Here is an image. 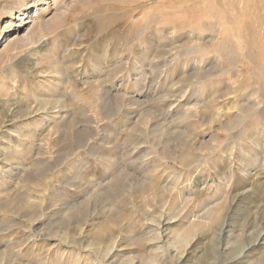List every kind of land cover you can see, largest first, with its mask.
<instances>
[{
	"label": "rangeland",
	"instance_id": "1",
	"mask_svg": "<svg viewBox=\"0 0 264 264\" xmlns=\"http://www.w3.org/2000/svg\"><path fill=\"white\" fill-rule=\"evenodd\" d=\"M142 1L144 2V0H0V87H2L0 98L5 102V105L0 102V112H2L0 124L6 115L13 118L9 129L4 128V132V129L0 128V166L3 168H0V249H2L0 264L4 262L5 264H124L126 261H132L133 264H171L172 262V264H192V261H180L179 255L171 249L170 242L159 240L156 224L159 217L165 215L167 220L172 218L174 221L170 224V229L183 231L191 221L200 218L210 207H213L215 211L218 210L219 215H227L228 237L226 236L221 242L220 249L215 253L212 248V238L215 235L217 221L209 220L208 231L197 234L188 249L189 253L185 252L187 255L184 257H198L206 247L209 249L207 262L212 264H217L216 260L218 264L221 262V264H264V239H261L260 243L255 241L260 231L264 234V120L258 114H254L237 128L225 127L227 120L235 113L245 114L239 106L247 105L248 97L257 104L261 103L259 108L264 107V91L256 80L257 65L259 62L261 64L264 58L261 55L259 58L255 56L257 47L255 43L256 49L252 47V42L249 43L254 29L259 28L263 32L261 35L264 39V0H248L253 4L242 0L239 10H234L232 0H211L209 16L210 22L215 26V31L212 33L215 36L214 40L210 37L211 31L198 30L193 33L191 29L195 28L202 19V13L194 12L187 16L179 14L171 17L173 23L190 20V26L182 31H175L176 33L172 29L160 31V64L158 66L149 63L137 66L132 58L124 59L123 64L116 60L112 61V58L107 59L108 61L98 58L97 55L102 50L106 49L108 53H113L116 39L126 38L128 41L134 39L131 34L132 20L129 17L132 13L137 14L135 6ZM146 2L150 4L149 7L160 5V11L169 12L170 9L166 6L173 0H147ZM187 5L179 4L176 10L182 12ZM127 10H129L128 13H126ZM10 11H12L11 15ZM125 19L129 20L125 21ZM238 20L240 22H237ZM224 27L230 29L224 30ZM75 28L77 30H74ZM61 30H68L75 34H72L70 38L63 33L57 36ZM33 34L34 36L31 37ZM41 37L53 43V48L56 46L55 52H58L61 44H66L64 46L66 49L63 47L66 53L63 50L61 54L57 53L64 71L63 76L68 77H63V83L66 82L65 80L67 83L63 84L59 91H53L49 87L52 75L44 79L26 71L32 56L35 55L33 50L44 41ZM222 39H229L226 50L220 49L219 44ZM103 42L106 47L101 46ZM197 45H202L201 50H193ZM78 65L80 71L75 76L74 73L77 71L73 72L71 69H78L74 67ZM107 65L112 67L108 68ZM115 71H117L116 74ZM42 95L52 98L62 95L70 99L77 95L80 98L78 104H86L89 107V111L86 107L84 111L81 110L83 114L76 115H85V121H83L84 116L81 119L78 116L79 119L75 120L77 124L72 126L68 123V126L65 125V128L58 132L55 124L49 123L50 121L42 113L38 115L32 112L25 115L26 110L37 109L38 102L34 101H38L37 96ZM153 98L157 101L153 102ZM170 105L173 106H171L172 109ZM71 106L73 105H70L68 110L66 108L67 122L76 117ZM39 107L43 108L42 105ZM146 107L149 109L146 110ZM9 109L10 112H8ZM17 109L19 110L16 111ZM213 109L218 111L214 112ZM230 109L234 110L230 111ZM142 110L154 115V121L151 122L153 125H150L148 129L144 128L146 124L139 123L140 126L138 124V120L144 114ZM86 111L93 115V120ZM215 116L222 119L219 120ZM223 119L225 122L222 121ZM257 122H259L258 125L255 124ZM11 128H15L14 130L24 128V133H31V136L28 135L30 137L27 139L19 140L16 135L11 134L15 133ZM133 129H136L137 134ZM258 130L261 131L258 132ZM172 131H176L177 134ZM132 140L135 144L131 143ZM164 140L167 141L164 142ZM226 145L228 148H225ZM200 149L204 154L200 152ZM175 150L178 151L176 154ZM196 150L200 151L196 152ZM185 151L189 155L196 153L194 162L189 166H186L179 157ZM143 152L147 156L143 155ZM241 174H244V177ZM125 178L127 179L123 180ZM48 179L51 182H48ZM112 186L114 188H111ZM13 202H16L15 205L12 204ZM34 203H36L35 206ZM172 210L175 212L173 213ZM146 220L148 223L145 222ZM238 223H241L240 226ZM40 235L41 237H38ZM116 235H120L119 238ZM228 238H230L229 241ZM96 239L104 240L100 244L101 247L114 246L110 248L111 254L95 250L94 245L90 243ZM151 239L155 241L152 242ZM196 243L198 245L196 249H193ZM245 244L247 246L243 248ZM163 249H167L170 254ZM191 250L197 255L195 256L193 252L191 254ZM2 254L5 255V259L1 257ZM168 258L172 261H168ZM195 259L193 258V261Z\"/></svg>",
	"mask_w": 264,
	"mask_h": 264
},
{
	"label": "bare ground",
	"instance_id": "2",
	"mask_svg": "<svg viewBox=\"0 0 264 264\" xmlns=\"http://www.w3.org/2000/svg\"><path fill=\"white\" fill-rule=\"evenodd\" d=\"M147 0H144V2L142 1L141 3H139L138 5H136L135 6V11L137 12V14L136 15H133V13H132V15H130L131 17H129L131 20H132V27H131V34L133 35V37H134V39L132 40V41H128L126 38H124V39H121V38H118V39H116L115 41H114V47H115V50L113 51V53H108V51H106V49L103 51L102 50V52L99 54V55H97V57L98 58H104V60L106 61L107 59H110V58H112V61H117L118 63H121V64H123V60L124 59H129V58H132L133 60H134V63L138 66L139 64H141V65H145V63H149V64H154V66H158L159 64H160V31L161 30H165V29H172V30H174V32L175 31H182V30H184V29H186V28H188L189 26H190V24H189V22H190V20H187L186 19V21H183V22H179V23H173L171 20H173V18H171V17H175V16H178L179 14L180 15H184V14H186V16H187V14H193L194 12H198V13H202V19L198 22V24H197V26H195V28H191L192 30H193V33H195V31H198V30H207V31H211V36L210 37H212V40H214V38H215V36H214V34H212V33H214V31H215V29H214V25H213V23H211L210 22V16H209V10H210V4H211V0H173V2L171 3V4H168L167 6H166V8L168 7L169 9H170V11L169 12H166V11H160V5H155V6H153V7H149L150 6V4H148L147 2H146ZM218 1V0H217ZM219 1H221V0H219ZM233 1V8H234V10H239L240 9V7H239V4L241 3V1L242 0H238V1H236V0H232ZM246 1V0H245ZM245 1H244V3H245ZM226 2H228V1H226ZM247 2H251V1H248L247 0ZM252 3V2H251ZM250 3V4H251ZM179 4H188L187 5V7L186 8H184L183 10H182V12H179V10H176V8H178L177 6L179 5ZM246 4V3H245ZM253 4V3H252ZM241 6V5H240ZM246 6V5H245ZM248 6V5H247ZM251 6V5H250ZM123 8V7H122ZM258 8V7H257ZM121 9V8H120ZM129 9V8H128ZM151 9V10H150ZM125 8H124V12H125ZM148 10H150V11H148ZM122 11V10H121ZM128 11L129 10H127L126 11V13H128ZM250 11V10H249ZM247 12V11H246ZM10 13V15H11V13H12V11H10L9 12ZM183 13V14H182ZM248 13V12H247ZM257 13V12H256ZM259 14V13H258ZM245 15V14H244ZM243 15V16H244ZM249 15H250V12H249ZM257 15V14H256ZM243 16H240V17H243ZM248 16V15H247ZM258 17V16H257ZM247 18V17H246ZM238 19H241V18H238ZM257 19V18H256ZM262 19H263V16H262ZM117 20H119V19H117ZM129 20V19H128ZM128 20H126L125 19V21H128ZM131 20H130V22H131ZM264 20V19H263ZM124 21V22H125ZM123 22V23H124ZM237 22H240V20H238ZM243 22H245V21H243ZM242 22V23H243ZM248 22V21H247ZM259 22V21H258ZM120 23H122V22H120ZM127 23V22H126ZM125 23V24H126ZM223 23V22H222ZM221 23V24H222ZM228 23V22H227ZM89 24V23H88ZM220 24V23H219ZM220 24V25H221ZM226 24V23H225ZM264 24V23H263ZM124 25V24H123ZM127 25V24H126ZM226 25H228V24H226ZM248 25V24H247ZM258 25V24H257ZM44 26H45V24H44ZM237 26V25H236ZM242 26V25H241ZM245 26V25H244ZM127 27V26H126ZM218 27H219V25H218ZM229 27V26H228ZM247 27V26H246ZM248 27H249V25H248ZM42 28H43V26H42ZM74 28V27H73ZM222 28V26L220 27V29ZM230 29V28H229ZM229 29H226L225 27H224V30H229ZM259 29V28H258ZM258 29H254V31L252 32V37H251V39H250V42L249 43H251L252 42V47L253 48H255V46H254V43H255V45H256V47H257V50H256V52H255V56H258V58H259V56L261 55V57L262 58H264V39L262 38V33L263 32H261L260 31V29L258 30ZM43 30H45V29H43ZM42 30V31H43ZM74 30H77L76 28L74 29ZM190 30V29H189ZM191 30V31H192ZM240 32V30H236V32ZM243 31H244V28H243ZM242 31V32H243ZM248 31V30H247ZM250 31V30H249ZM169 32V31H168ZM171 32H173V31H171ZM173 32V33H174ZM200 32V31H199ZM62 33L63 34H66V35H68L69 36V38L72 36V34H75V32H71V31H68V30H61V31H59L58 33H57V36H59V35H62ZM77 33V32H76ZM176 33V32H175ZM196 33H198V32H196ZM216 33V32H215ZM79 34H80V32H79ZM163 34V33H162ZM161 34V35H162ZM165 34V33H164ZM179 34V33H178ZM182 34V33H181ZM185 34H187V33H185ZM41 35V34H40ZM45 35V34H44ZM49 35V34H48ZM130 35V34H129ZM171 35V34H170ZM226 35H227V33H226ZM34 36V34L31 36V37H33ZM56 36V37H57ZM197 36V35H196ZM199 36V35H198ZM219 36V35H218ZM238 36V35H237ZM67 37V36H66ZM65 37V38H66ZM166 37V36H165ZM227 37H228V35H227ZM43 37H41V39H42ZM54 38V37H53ZM68 38V39H69ZM76 38V37H75ZM74 38V39H75ZM169 38H171V37H169ZM209 38V37H208ZM219 38V37H218ZM217 38V39H218ZM222 38V37H221ZM224 38V37H223ZM44 39V41H42L43 43H41V45L37 48V49H35V47H32L31 46V48H34L35 50H33L34 51V53H33V55L34 56H32L33 58H32V60H31V62L29 63V65L27 66L28 68L26 69V71H30L31 72V74L33 73V75H35L36 77H42V78H44V79H48L49 78V76L50 75H52V78L50 79V81H51V83H50V85L49 84H47V85H49V87H50V89L51 90H53V91H59V89L62 87V85L63 84H65V83H67V80H65L66 82L65 83H63V81H64V78H66V77H64L63 76V74H64V71L62 70V68H61V64H60V62H59V60H58V56H57V53H60L61 54V52H62V50L63 51H65L64 49H66L64 46L66 45V44H61L62 46H61V48L58 50V52H55V50H54V48L56 47H54L53 48V43H51V42H49V41H46L47 40V38H43ZM46 39V40H45ZM57 39V38H56ZM78 39V38H77ZM76 39V40H77ZM198 39H199V37H198ZM197 39V40H198ZM230 39V38H229ZM228 39V40H229ZM236 39V38H235ZM35 40V39H34ZM57 40H59V39H57ZM170 40V39H169ZM190 40V39H189ZM211 40V39H210ZM228 40H226V39H222L221 40V42H220V49H222V50H226L227 49V42H228ZM242 40V39H241ZM167 41H168V39H167ZM39 42V41H38ZM57 42H59V41H57ZM67 42V41H66ZM74 42H77V41H74ZM112 42V41H111ZM162 42V41H161ZM169 42V41H168ZM190 42V41H189ZM188 42V43H189ZM238 42V41H237ZM32 43V42H31ZM33 43H35V42H33ZM40 43V42H39ZM109 43V42H108ZM107 43V44H108ZM37 44V43H36ZM72 44V43H71ZM103 44H104V42H103ZM101 45V46H105V44L104 45ZM113 44V43H112ZM238 44H239V42H238ZM67 45H69V44H67ZM74 45V44H73ZM73 45H72V47H73ZM35 46V45H34ZM60 46V45H59ZM82 46V45H81ZM110 46V45H109ZM185 46V45H184ZM216 46V45H215ZM37 47V46H36ZM63 47H64V49H63ZM106 47V46H105ZM108 47V46H107ZM201 47H202V45H197V46H194V49L193 50H201ZM81 48V47H80ZM25 49V48H24ZM256 49V48H255ZM29 50H31V49H29ZM28 50V51H29ZM100 50V49H99ZM32 51V50H31ZM217 51V50H216ZM164 52H165V50H164ZM170 52V51H169ZM168 52V53H169ZM183 52V51H182ZM31 52H29V54H30ZM65 53H66V51H65ZM97 53V52H96ZM167 53V52H166ZM233 53V52H232ZM63 54V53H62ZM104 54H106V55H104ZM128 54V55H127ZM164 54V53H163ZM92 55V54H91ZM166 55V54H165ZM200 55V54H199ZM251 55H252V53H251ZM95 56V55H94ZM80 57H82V56H80ZM87 57V56H86ZM26 58V57H25ZM106 58V59H105ZM178 58V57H177ZM196 58V57H195ZM73 59V58H72ZM93 59V58H92ZM201 59H203V58H201ZM207 59V58H206ZM234 59V58H233ZM74 60V59H73ZM72 60V63L74 62ZM97 60V59H96ZM132 60V61H133ZM165 60V59H164ZM189 60H191V59H189ZM193 60V59H192ZM196 60H197V58H196ZM195 60V61H196ZM259 60V59H258ZM68 61V60H67ZM71 61V60H70ZM108 61V60H107ZM126 61H128V60H126ZM167 61V60H166ZM165 61V62H166ZM198 61H200V60H198ZM260 61V60H259ZM258 61V62H259ZM100 62V61H99ZM169 62V61H168ZM97 63H98V61H97ZM106 63V62H105ZM132 63V62H131ZM110 64V63H109ZM167 64V63H166ZM4 65V64H3ZM71 65V64H70ZM73 65V64H72ZM74 65H76L75 63H74ZM127 65V64H126ZM126 65L124 66V68L126 67ZM151 65V66H152ZM8 66V65H7ZM106 66V65H105ZM108 66V65H107ZM136 66V67H137ZM2 67V66H1ZM4 67V66H3ZM24 67H25V65H24ZM23 67V69H25ZM48 67V68H47ZM74 67H77L78 69H71V70H73V72H74V70H76L77 71V73H74V75L75 74H79V65L78 66H74ZM110 67H112V66H110ZM109 66H108V68H110ZM123 67V66H122ZM67 68V67H66ZM129 68V67H128ZM257 69H258V74H257V76H256V80H257V82L261 85V87H262V89H263V91H264V59H263V61H261V64H260V62L258 63V65H257ZM103 70V69H102ZM105 70V69H104ZM121 70V69H120ZM5 71V70H4ZM199 71V70H198ZM2 72V71H1ZM104 72V71H103ZM157 72V71H156ZM106 73V72H105ZM117 73V71H115V74ZM122 73V72H121ZM148 73V72H147ZM88 74V73H87ZM114 74V73H113ZM112 74V75H113ZM124 74V73H123ZM164 74V73H163ZM65 75H66V72H65ZM88 75H91V74H88ZM95 75H96V72H95ZM120 75V74H119ZM118 75V76H119ZM201 75V74H200ZM75 76H77V75H75ZM86 76V75H85ZM108 76H110V75H108ZM116 76V75H115ZM115 76H113L114 78H115ZM160 76V75H159ZM64 77V78H63ZM94 77V76H93ZM98 77H99V75H98ZM68 78V77H67ZM75 78H77V77H75ZM87 78V77H86ZM114 78H112V79H114ZM16 79V78H15ZM14 79V80H15ZM40 79V78H39ZM80 79V78H79ZM93 79V78H92ZM147 79V78H146ZM74 80V79H73ZM78 80V79H77ZM115 80V79H114ZM16 81V80H15ZM20 81V80H19ZM48 81V80H47ZM80 81V80H79ZM192 81V80H191ZM17 82V81H16ZM76 82V81H75ZM80 82H82V81H80ZM92 82V81H91ZM37 83H38V81H37ZM43 83V82H42ZM79 83V82H78ZM133 83V82H132ZM32 84H35V83H32ZM70 84V83H69ZM79 84H81V83H79ZM23 85V84H22ZM38 85V84H37ZM82 85V84H81ZM4 86V85H3ZM136 86V85H135ZM134 86V87H135ZM229 86V85H228ZM247 86V85H246ZM27 87V86H26ZM37 87V86H36ZM42 87V86H41ZM66 87V86H65ZM102 87V86H101ZM105 88H106V86H104ZM118 87H120V86H118ZM154 87V86H153ZM104 88V89H105ZM108 88V87H107ZM137 88V87H136ZM175 88V87H174ZM255 88V87H254ZM21 89V88H20ZM32 89H34V86L32 85ZM177 89V88H176ZM197 89V88H196ZM258 89V88H257ZM46 90V89H45ZM111 90V89H110ZM34 91V90H33ZM107 91V90H106ZM256 91V90H255ZM254 91V92H255ZM31 92V91H30ZM41 92V91H40ZM46 92V91H45ZM44 92V93H45ZM69 92V91H68ZM145 92V91H144ZM34 93V92H33ZM53 93V92H52ZM57 93V92H56ZM104 93V92H103ZM107 94H108V92H106ZM128 93V92H127ZM249 93V92H248ZM252 93V92H251ZM255 93H257V92H255ZM260 93V92H259ZM264 93V92H263ZM262 93V94H263ZM5 94V93H4ZM32 94V93H31ZM78 94V93H77ZM99 94V93H98ZM227 94V93H226ZM225 94V96H227ZM241 94V93H240ZM258 94V93H257ZM2 95V87H0V96ZM52 95V94H51ZM56 95H58V93L56 94ZM89 95V94H88ZM113 95V94H112ZM248 95V94H247ZM246 95V96H247ZM251 95V94H250ZM253 95V94H252ZM255 95V94H254ZM33 96H36L35 94H33ZM166 96V95H165ZM192 96V95H191ZM221 96V95H220ZM232 96V95H231ZM3 97V96H2ZM38 98H37V100L38 101H34V102H38V107H37V109L34 111H31V110H26V114L25 115H29L30 113H32V112H35L36 114H40V113H42V115H45V117L47 118V120H49L48 122L49 123H53V124H55V127H57V130H58V132H60V131H62L63 130V128H65V125H67L68 126V123H70L72 126L74 125V124H77L76 122L77 121H75V120H77V119H79L78 118V116L80 117V119L84 116V118H83V121H85V115H82V116H80V115H78V116H76L77 114H80V113H82L81 112V110H83L84 111V108H88V111H89V107L88 106H86V104H78V102H79V100H80V98L77 96V95H74L73 97H71L72 99H70L69 97H65V96H62V95H60V96H57L56 98L55 97H50V96H46V95H42V96H37ZM253 97V96H252ZM16 98V97H15ZM36 98V97H35ZM34 98V99H35ZM66 98H68V100L69 101H72L71 103H69V101H67V99ZM114 98V97H113ZM124 98V97H123ZM133 98V97H132ZM158 98V97H157ZM163 98H165V97H163ZM228 98V97H227ZM245 98V97H244ZM243 98V99H244ZM254 98V97H253ZM129 99V98H128ZM154 99V98H153ZM166 99V98H165ZM164 99V100H165ZM168 99V98H167ZM20 100H22V99H20ZM36 100V99H35ZM124 100H126V99H124ZM146 100V99H145ZM150 100V99H149ZM215 100V99H214ZM6 101V100H5ZM14 101V100H13ZM113 101V100H112ZM121 101H123V100H121ZM157 100L156 99H154L153 100V102H156ZM159 101V100H158ZM160 101L162 102L163 100L160 98ZM218 101V100H217ZM260 101V100H259ZM0 102L1 103H4L3 105H5V102H4V100L3 99H1L0 98ZM131 102V101H130ZM134 102V101H133ZM138 102V101H137ZM140 102V101H139ZM138 102V103H139ZM209 102H210V100H209ZM246 102H248V104L247 105H245V106H243V107H241V106H239L240 108V110H242V112H245V114H243V113H235L229 120H227L228 121V123H227V126H225L226 128H233V127H236L237 128V126L238 125H240V124H242V123H244L245 121H247L251 116H253L254 114H258L260 117H261V119H263L264 120V107H262V108H259V106H260V104H257L255 101H252V99L250 98V97H248V99L246 100ZM18 103V102H17ZM104 103H107V102H104ZM112 103H114V102H112ZM141 103H143V102H141ZM150 103V102H149ZM152 103V102H151ZM158 104H160V102H157ZM208 103V102H207ZM73 105V106H71L72 108V112L74 113V116H76V117H74L70 122H67L66 120V116H68L67 114H66V108H67V110H68V107L70 106V105ZM89 104V103H88ZM123 104V103H122ZM144 104V103H143ZM146 104V103H145ZM15 105V104H14ZM17 105V104H16ZM35 105V104H34ZM39 105L41 106L42 105V107L43 108H41V107H39ZM97 105V104H96ZM108 105V104H107ZM115 105V104H114ZM148 105V104H147ZM156 105V104H155ZM235 105V104H234ZM22 106H24V105H22ZM123 106V105H122ZM172 105H170V107H171ZM212 106V105H211ZM5 107V106H4ZM17 107V106H16ZM27 107V106H26ZM98 107H99V105H98ZM106 107V106H105ZM125 107V106H124ZM135 107V106H134ZM149 107H155V106H149ZM173 107V106H172ZM172 107L170 108V109H172ZM8 108V107H7ZM13 108V107H12ZM15 108V107H14ZM31 108H33V107H31ZM35 108H36V106H35ZM96 108V107H95ZM107 108V107H106ZM105 108V109H106ZM126 108V107H125ZM128 108V107H127ZM147 108L148 107H146V110H147ZM168 108H169V106H168ZM218 108H220V107H218ZM24 109V108H23ZM26 109V108H25ZM53 109V110H52ZM132 109V108H131ZM137 109V108H136ZM142 109H144V108H142ZM149 109V108H148ZM157 109V108H156ZM165 109V108H164ZM217 109V108H216ZM234 109H235V106H234ZM234 109H230V111H233ZM6 110V109H5ZM19 109H17L16 111H18ZM70 110V109H69ZM96 110H97V108H96ZM100 109H98V111H99ZM130 110V109H129ZM146 110L144 111V110H142V111H144V114H142V116L140 117V120H138V124L140 123V124H142V123H144V124H146V127H144V128H146V129H148V127L150 126V125H153V124H151V122H153L154 121V115H152L150 112H146ZM166 110H168V109H166ZM209 110V109H208ZM214 110V109H213ZM220 110V109H219ZM2 111V110H1ZM114 111H115V109H114ZM131 111H133V110H131ZM164 111V110H163ZM169 111V110H168ZM218 111V110H217ZM216 110H214V112H217ZM5 112V111H4ZM8 112H10V109L8 110ZM14 112V111H13ZM69 112V111H68ZM87 112V111H86ZM101 112V111H100ZM119 112V111H118ZM187 112V111H186ZM189 112H190V110H189ZM194 112V111H193ZM0 113H2V112H0ZM17 113V112H16ZM15 113V114H16ZM89 112H87V114H88ZM96 113H98V112H96ZM111 113V112H110ZM120 113V112H119ZM135 113V112H134ZM207 113H208V111H207ZM211 113V112H210ZM213 113V112H212ZM229 113V112H228ZM5 114V113H4ZM7 114V113H6ZM10 114H12V113H10ZM17 114H20V113H17ZM83 114V113H82ZM163 114V113H162ZM222 114V113H221ZM230 114V113H229ZM14 115V114H13ZM33 115V114H32ZM41 115V114H40ZM73 115V114H72ZM89 115H91L90 113H89ZM99 115V114H98ZM131 115V114H130ZM140 115V114H139ZM179 115V114H178ZM194 115V114H193ZM11 116V115H10ZM18 116V115H17ZM20 116V115H19ZM92 116L93 115H91V118H92ZM188 116H189V113H188ZM224 116V115H223ZM222 116V117H223ZM3 117H4V115H3ZM12 117V116H11ZM44 117V118H45ZM87 117V116H86ZM113 117V116H112ZM135 117V116H134ZM164 117V116H163ZM162 117V118H163ZM179 117V116H178ZM183 117H185V116H183ZM216 118H217V116H215ZM99 118H100V116H99ZM131 118V117H130ZM133 118V117H132ZM131 118V119H132ZM185 118H187V117H185ZM184 118V119H185ZM226 118V117H225ZM229 118V117H228ZM24 119V118H23ZM68 119H69V117H68ZM87 119H88V117H87ZM203 120H204V118H202ZM217 119H219V118H217ZM220 119H222V118H220ZM219 119V120H220ZM22 120V119H21ZM91 120H93V118L91 119ZM94 120H95V122H96V118L94 117ZM201 120V119H200ZM12 121H13V118H10V117H8L7 115L5 116V118L1 121L2 122V124H0V128H2V129H4V128H6V129H9V127H10V124L12 123ZM23 121V120H22ZM40 121V120H39ZM104 121H105V119H104ZM157 121H159V120H157ZM222 121H224V119L222 120ZM226 121V122H227ZM14 122H15V120H14ZM37 122V121H36ZM42 122V121H41ZM44 122V121H43ZM97 122H99V121H97ZM134 122V121H133ZM135 122H136V120H135ZM172 122V121H171ZM173 122H175V121H173ZM212 122V121H211ZM225 122V121H224ZM85 123V122H84ZM14 124V123H13ZM39 124V123H38ZM98 124V123H97ZM135 124V123H134ZM140 124H139V126H140ZM170 124V123H169ZM256 125H258L259 124V122H257V123H255ZM45 125H46V123H45ZM50 125V124H49ZM78 125H79V123H78ZM80 125L82 126V123H80ZM87 125V124H86ZM135 125H137V124H135ZM195 125V124H194ZM198 125V124H197ZM24 126V125H23ZM76 126V125H75ZM98 126V125H97ZM157 126V125H156ZM163 126V125H162ZM217 126V125H216ZM219 126V125H218ZM222 126H223V124H222ZM38 127V126H37ZM70 127V126H69ZM134 127V126H133ZM138 127V126H137ZM152 127V126H151ZM224 127V126H223ZM222 127V128H223ZM36 128V127H35ZM39 128V127H38ZM47 128V127H46ZM140 128H142V127H140ZM214 128V127H213ZM221 128V129H222ZM254 128V127H253ZM11 129H13V128H11ZM15 129V128H14ZM13 129V131L15 132V133H11L12 135H16L17 136V138L19 139V140H24V139H27V137H30L31 135V133H28V134H25L24 132V128H21L20 130H14ZM37 129V128H36ZM104 129V128H103ZM123 129H125L124 127H123ZM145 129V130H146ZM162 129V128H161ZM175 129V128H174ZM230 129V130H231ZM239 129V128H238ZM1 130V129H0ZM27 130V129H26ZM38 130V129H37ZM41 130V129H40ZM66 130V129H65ZM83 130V129H82ZM139 130V129H138ZM262 130V129H261ZM261 130H258V132L259 131H261ZM7 131H9V130H7ZM44 131V130H43ZM99 131H101V130H99ZM133 131L137 134V132H136V129H133ZM133 131L131 132V133H133ZM147 131V130H146ZM221 131H223V130H221ZM226 131H228V130H226ZM225 131V132H226ZM263 131V130H262ZM4 132H5V129H4ZM31 132V131H30ZM36 132V131H35ZM98 132V131H97ZM139 132V131H138ZM141 132H143L142 130H141ZM176 132V131H175ZM175 132H173L172 131V133H175ZM181 132V131H180ZM187 132V131H186ZM218 132V131H217ZM258 132H257V134H258ZM40 133V132H39ZM79 133V132H78ZM150 133V132H149ZM230 133H232V132H230ZM234 133V132H233ZM232 133V134H233ZM34 134V133H33ZM70 134V133H69ZM102 134H104V133H102ZM143 134V133H142ZM147 134V133H146ZM176 134H177V132H176ZM182 134H183V132H182ZM185 134V133H184ZM239 134V133H238ZM252 134V133H251ZM255 134V133H254ZM253 134V135H254ZM28 135H30V136H28ZM41 135V134H40ZM72 135V134H71ZM70 135V136H71ZM74 135V134H73ZM81 135V134H80ZM109 135V134H108ZM133 135V134H132ZM148 135V134H147ZM175 135V134H174ZM187 135V134H186ZM69 136V137H70ZM75 136V135H74ZM101 136H103V135H101ZM139 136V135H138ZM137 136V137H138ZM164 136V135H163ZM166 136V135H165ZM215 136V135H214ZM243 136V135H242ZM258 136L260 137V135L258 134ZM87 137V136H86ZM142 137V136H141ZM162 137V136H161ZM175 137V136H174ZM184 137H186V136H184ZM188 137V136H187ZM51 138V137H50ZM72 138H73V136H72ZM124 138V137H123ZM131 138V137H130ZM129 138V139H130ZM134 139V141H135V137H133ZM140 138V137H139ZM154 138V137H153ZM163 138V137H162ZM176 138V137H175ZM240 138H242L241 137V135H240ZM244 138H246L247 139V137H244ZM255 138V137H254ZM71 139V138H70ZM83 139L84 140H86L85 138H84V136H83ZM128 139V138H127ZM132 139V138H131ZM131 139L129 140V142L131 141ZM147 139V138H146ZM159 139H160V136H159ZM214 139V138H213ZM251 139V138H250ZM11 140H12V138H11ZM10 140V141H11ZM31 139H29V141H30ZM133 140H132V144H135L134 142H133ZM141 140V139H140ZM179 140V139H178ZM235 140V139H234ZM47 141V140H46ZM99 141V140H98ZM97 141V142H98ZM165 141H167V140H164V142ZM225 141V140H224ZM250 141V140H249ZM8 142V141H7ZM14 142V141H13ZM38 142V141H37ZM48 142V141H47ZM89 142V141H88ZM128 142V141H127ZM137 142H138V140H137ZM139 142H141V141H139ZM152 142V141H151ZM164 142H163V144H164ZM170 142V141H169ZM186 141H184V143H185ZM188 142V141H187ZM194 142H195V140H194ZM251 142V141H250ZM9 143V142H8ZM15 143V142H14ZM25 143V142H24ZM85 143H86V141H85ZM143 143V142H142ZM153 143V142H152ZM156 143V142H155ZM182 143V142H181ZM193 143V142H192ZM201 143V142H200ZM213 143H215L214 141H213ZM217 143V142H216ZM260 143V142H259ZM258 143V144H259ZM169 144V143H168ZM188 144V143H187ZM191 144V143H190ZM195 144V143H194ZM241 144V143H240ZM263 144V143H262ZM17 145V144H16ZM144 145H146L145 143H144ZM183 145H185V144H183ZM211 145H214V144H211ZM224 145V144H223ZM108 146V145H107ZM128 146V145H127ZM136 146H138V145H136ZM142 146V145H141ZM188 145H186V147H187ZM227 147H225V148H228V145H226ZM130 147H131V145H130ZM134 147V146H133ZM144 147V146H143ZM186 147H185V150H186ZM201 147V146H200ZM240 147H241V145H240ZM244 147V146H243ZM252 147V146H251ZM20 148V147H19ZM139 148V147H138ZM138 148H136V150L138 149ZM199 148V147H198ZM254 148V147H253ZM134 149H135V147H134ZM165 149V148H164ZM170 149H172V148H170ZM188 149V148H187ZM204 149V148H203ZM216 149V148H215ZM240 149H242V148H240ZM259 149V148H258ZM261 149V148H260ZM13 150V149H12ZM119 150V149H118ZM133 150V149H132ZM143 150V149H142ZM147 150H149V149H147ZM158 150V149H157ZM173 150V149H172ZM193 150V149H192ZM201 150V149H200ZM199 150V151H200ZM226 150V149H225ZM234 150V149H233ZM238 150V149H237ZM243 150V149H242ZM246 150V149H245ZM249 150V149H248ZM263 150V149H262ZM159 151V150H158ZM163 151V150H162ZM167 151V150H166ZM171 151V150H170ZM176 151L177 150H175V154H176ZM184 151V150H183ZM198 150H196V152H197ZM198 151V152H199ZM250 151H252V150H250ZM260 151V150H259ZM147 152V151H146ZM156 152V151H155ZM163 152H165V151H163ZM171 152H174V151H171ZM178 152V151H177ZM192 152V151H191ZM200 152H202V150L200 151ZM225 152V151H224ZM235 152V151H234ZM246 152H248V151H246ZM1 153V152H0ZM6 153V152H5ZM10 153V152H9ZM135 153V152H134ZM157 153V152H156ZM180 153H182V152H180ZM194 153H195V151H194ZM208 153H211V152H208ZM216 153V152H215ZM244 153V152H243ZM250 152H248V154H249ZM259 153V152H258ZM145 153L143 152V155H144ZM162 154V153H161ZM196 154V153H195ZM195 154H191L190 153V155L189 154H187L186 153V151H185V153L184 154H182V155H180L179 157H180V159H181V161H183L184 163H185V165L186 166H189V165H191L193 162H194V157H195ZM202 154H204L203 152H202ZM244 154H246V153H244ZM251 154V153H250ZM146 155V154H145ZM148 155H149V153H148ZM166 155H168V154H166ZM239 155H241V154H239ZM262 155V154H261ZM3 156V155H2ZM11 156V155H10ZM141 158H142V153H141ZM147 156V155H146ZM197 156H198V154H197ZM225 156V155H224ZM251 156V155H250ZM143 157H145V156H143ZM163 157H164V155H163ZM172 156H170V158H171ZM178 157V156H177ZM139 158V157H138ZM174 158V157H173ZM226 158V157H225ZM235 158V157H234ZM16 159V158H15ZM43 159V158H42ZM163 159V158H162ZM161 159V160H162ZM172 159V158H171ZM177 159V158H176ZM203 159H204V157H203ZM245 159V158H244ZM41 160V159H40ZM44 160V159H43ZM107 160V159H106ZM163 160H165V159H163ZM173 160V159H172ZM174 160H175V158H174ZM200 160V159H199ZM225 160V159H224ZM243 160V159H242ZM2 161H4L3 159H2ZM36 161H38V160H36ZM166 161V160H165ZM241 161V160H240ZM239 161V162H240ZM264 161V160H263ZM133 162H135V161H133ZM197 161H195V163H196ZM225 162H227V161H225ZM243 162V161H242ZM2 164V163H1ZM4 164V163H3ZM35 164H37V163H35ZM40 164V163H39ZM42 164H43V162H42ZM46 164H48V163H46ZM134 164H136V163H134ZM8 165V164H7ZM16 165V164H15ZM15 165H12V166H15ZM50 165V164H49ZM201 165V164H200ZM231 165H233V164H231ZM243 165V164H242ZM9 166V165H8ZM11 166V165H10ZM17 166V165H16ZM44 166V165H43ZM225 166V165H224ZM228 166H230V165H228ZM244 166V165H243ZM24 167V166H23ZM37 167V166H36ZM39 167V166H38ZM37 167V168H38ZM70 167V166H69ZM184 167V166H183ZM242 167V166H241ZM246 167V166H245ZM250 167V166H249ZM0 168L1 169H3L1 166H0ZM9 168H11V167H9ZM35 168V167H34ZM50 168V167H49ZM125 168V167H124ZM123 168V169H124ZM186 168V167H185ZM189 168V167H188ZM200 168V167H199ZM207 168H209V167H207ZM213 168V167H212ZM6 169V168H5ZM40 169V168H39ZM42 169V168H41ZM217 169V168H216ZM227 169V168H226ZM246 169V168H245ZM15 170V169H14ZM18 170V169H17ZM34 170V169H33ZM119 170V169H118ZM122 170V169H121ZM199 170V169H198ZM210 170V169H209ZM4 171V170H3ZM5 171H9V170H5ZM4 171V172H5ZM11 171V170H10ZM9 171V172H10ZM126 171V170H125ZM212 171V170H211ZM248 171V170H247ZM4 172H2V173H4ZM28 172V171H27ZM31 172H33V171H31ZM220 172V171H219ZM14 173H15V171H14ZM57 173V172H56ZM123 173V172H122ZM121 173V174H122ZM126 173V172H125ZM128 173H130V172H128ZM151 173H153V172H151ZM155 173V172H154ZM222 173H224V172H222ZM6 174V173H5ZM9 174H11V173H9ZM47 174H49V173H47ZM131 174H133L132 172H131ZM135 174V173H134ZM220 174V173H219ZM235 174V173H234ZM17 175V174H16ZM242 175V174H241ZM244 175V174H243ZM242 175V176H243ZM19 176V175H18ZM17 176V177H18ZM51 175H49V177H50ZM125 176H127V178H128V175L126 174ZM131 176V175H130ZM216 176V175H215ZM223 176V175H222ZM6 177V176H5ZM8 177V176H7ZM29 177V176H28ZM118 177H120V176H118ZM118 177H117V179H118ZM132 177V176H131ZM137 177V176H136ZM142 177H144L143 175H142ZM218 177V176H217ZM244 177V176H243ZM16 178V177H15ZM30 179H31V177H29ZM41 178V177H40ZM47 178V177H46ZM120 178H122V177H120ZM127 178H125V179H123V180H126ZM130 178V177H129ZM116 179V180H117ZM131 179V178H130ZM138 179H139V177H138ZM137 179V180H138ZM219 179H221V178H219ZM14 180V179H13ZM51 180V179H50ZM121 180V179H120ZM150 180V179H149ZM222 180V179H221ZM15 181V180H14ZM32 181V180H31ZM40 181H42V180H40ZM131 181V180H130ZM48 182H51V181H49V179H48ZM97 182V181H96ZM112 182V181H111ZM118 182H119V180H118ZM125 182V181H124ZM128 182V181H127ZM131 182H133V180L131 181ZM135 182V181H134ZM98 183V182H97ZM123 183V182H122ZM10 184V183H9ZM8 184V185H9ZM13 184H14V182H13ZM42 184H44V183H42ZM46 184V183H45ZM150 184V183H149ZM153 184V183H152ZM263 184V183H262ZM3 185V184H2ZM15 185V184H14ZM41 185V184H40ZM50 185V184H49ZM104 185V184H103ZM162 185V184H161ZM167 185H169L168 183H167ZM107 186V185H106ZM108 186H111V185H108ZM107 186V187H108ZM155 186H158V185H155ZM251 186V185H250ZM44 187V186H43ZM84 187H86V186H84ZM102 187V186H101ZM101 187H99V188H101ZM54 188V187H53ZM87 188V187H86ZM111 188H114V186H112ZM133 188V187H132ZM155 188V187H154ZM157 188V187H156ZM245 188V187H244ZM250 188V187H249ZM49 189V188H48ZM90 189V188H89ZM131 189V188H130ZM159 189V188H158ZM4 190H6V189H4ZM8 190V189H7ZM94 190H96V189H94ZM100 190V189H99ZM102 190H103V188H102ZM112 190H115V189H112ZM134 190V189H133ZM155 190V189H154ZM92 191V190H91ZM104 191V190H103ZM1 192V191H0ZM88 192H89V190H88ZM87 192V193H88ZM108 192V191H107ZM22 193V192H21ZM134 193V192H133ZM137 193V192H136ZM27 194V193H26ZM38 194V193H37ZM139 194V193H138ZM186 194V193H185ZM184 194V195H185ZM41 195V194H40ZM155 195V194H154ZM159 195V194H158ZM41 197V196H40ZM148 197V196H147ZM171 197V196H170ZM188 197H189V195H188ZM248 197V196H247ZM187 198V197H186ZM250 198V197H249ZM9 199V198H8ZM24 199V198H23ZM161 199V198H160ZM245 199V198H244ZM243 199V200H244ZM35 200V199H34ZM148 200V199H147ZM183 200V199H182ZM218 200V199H217ZM36 201V200H35ZM39 201V200H38ZM168 201V200H167ZM173 201V200H172ZM159 202H162V201H159ZM164 202V201H163ZM182 202V201H181ZM180 202V203H181ZM246 202V201H245ZM5 203V202H4ZM8 203H10V202H8ZM7 203V204H8ZM16 203V202H15ZM15 203L13 202L12 204H14L15 205ZM23 203V202H22ZM30 203H32V201H30ZM30 203H27V204H29V205H31ZM216 203V202H215ZM214 203V204H215ZM235 203H236V201H235ZM238 203V202H237ZM240 203V202H239ZM244 203V202H243ZM6 204V205H7ZM11 204V203H10ZM27 204H25V205H27ZM35 204L36 203H34V206H35ZM38 204V203H37ZM66 204V203H65ZM70 204V203H69ZM74 204V203H73ZM147 204V203H146ZM167 204V203H166ZM183 204V203H182ZM212 204V203H211ZM39 205V204H38ZM64 205V204H63ZM179 205H181V204H179ZM66 206V205H65ZM69 206H71V204L69 205ZM168 206V205H167ZM199 206V205H198ZM205 206V205H204ZM207 206V205H206ZM216 206V205H215ZM247 206V205H246ZM263 206V205H262ZM16 207H18V205L16 206ZM27 207V206H26ZM38 207V206H37ZM233 207V206H232ZM11 208V207H10ZM10 208H8V209H10ZM22 208H24V207H22ZM29 208V207H28ZM35 208V207H34ZM165 208H166V206H165ZM204 208V207H203ZM245 208H247V207H245ZM245 208H243V209H245ZM248 208H249V206H248ZM257 208H259V207H257ZM264 208V207H263ZM13 209H15V207L13 208ZM13 209H11V210H13ZM30 209H31V207H30ZM35 209H37V208H35ZM158 209V208H157ZM217 209V208H216ZM219 209V208H218ZM224 209V208H223ZM222 209V210H223ZM250 209V208H249ZM262 209V208H261ZM17 210V209H16ZM22 210V209H21ZM27 210V209H26ZM38 210V209H37ZM202 210V209H201ZM204 210V209H203ZM8 211H10V210H8ZM42 211V210H41ZM161 211V210H160ZM169 211V210H168ZM229 211H231L230 209H229ZM252 211V210H251ZM250 211V212H251ZM2 212V211H1ZM14 212V211H13ZM21 212V211H20ZM31 212H33V210L31 211ZM30 212V213H31ZM172 212H173V210H172ZM175 212V211H174ZM173 212V213H174ZM5 213V212H4ZM26 213V212H25ZM162 213H165V212H162ZM194 213V212H193ZM220 213V212H219ZM224 213V212H223ZM227 213V212H226ZM20 214V213H19ZM35 214V213H34ZM43 214H44V212H43ZM160 214V213H159ZM199 214V213H198ZM236 214V213H235ZM9 215H10V212H9ZM14 215V214H13ZM22 215H23V213H22ZM22 215H20V218H21V216ZM31 215H32V213H31ZM30 215V216H31ZM94 215V214H93ZM156 215H158V214H156ZM162 215V214H161ZM173 215V214H172ZM197 215V214H196ZM226 215V214H225ZM34 216V215H33ZM32 216V217H33ZM89 216H90V214H89ZM142 216V215H141ZM246 216H247V214H246ZM257 216H258V214H257ZM31 217V218H32ZM44 217H46V216H44ZM83 217V216H82ZM90 217H93L92 215L90 216ZM174 217V216H173ZM195 217V216H194ZM197 217V216H196ZM239 217V216H238ZM259 217V216H258ZM19 218V217H18ZM18 218H16V219H18ZM146 218V217H145ZM22 219V218H21ZM43 219V218H42ZM125 219V218H124ZM158 219V218H157ZM213 219H216V221H217V224H216V228L214 229V233H215V235H214V238H212V243H213V245H212V248H213V250L215 251V253H217V251L220 249V244H221V242L222 241H224L225 240V238H226V236L228 235V232H229V230H227V228H228V226H229V221H228V217H227V215L226 216H224L223 214L222 215H219L218 214V210L217 211H215V209L213 208V207H210L208 210H206L205 212H204V214L200 217V218H197V219H195V220H193V221H189L190 222V224L188 225V227L186 228V229H184L183 231H180L179 229H175V228H172V229H170V224L172 223V222H174L173 220H172V218H169L168 220L166 219V216L165 215H163V216H161V217H159V219H158V222H157V224H156V230H157V234H158V238H160L159 240H161V241H163L164 242V240L166 241V242H170V244H171V249H173V250H175V252L179 255V260L180 261H184V262H186V261H192V264H212L211 262H207V260H208V251H209V249L208 248H206L205 247V249H204V251H203V253L200 255V256H196L197 254H195L194 252H193V250H191L190 251V253L192 254V252L195 254V256L196 257H192V256H186V258L184 257L185 255H187V254H185V252L187 253H189V247L192 245V243L194 242V239H195V237L197 236V234L199 235V233L200 232H203V233H205L206 231H208V221L209 220H213ZM245 219H246V217H245ZM36 220V219H35ZM256 220V219H255ZM16 221V220H15ZM24 221V220H23ZM88 221V220H87ZM153 221V220H152ZM27 222V221H26ZM36 222V221H35ZM145 222H147V220L145 221ZM150 222V221H149ZM259 222V221H258ZM257 222V223H258ZM148 223V222H147ZM152 223V222H151ZM237 223V222H236ZM10 224V223H9ZM173 224V223H172ZM232 224V223H231ZM239 224V223H238ZM241 224V223H240ZM240 224H239V226H240ZM243 224H245V222L243 223ZM236 225V224H235ZM262 225V224H261ZM263 225H264V223H263ZM10 226V225H9ZM20 226V225H19ZM234 226V225H233ZM243 226V225H242ZM21 227V226H20ZM36 227V226H35ZM121 227V226H120ZM126 227V226H125ZM211 227V226H210ZM235 227H237V226H235ZM185 228V227H184ZM212 228H214V227H212ZM238 228H240V227H238ZM243 228H246V227H243ZM23 229V228H22ZM32 229V228H31ZM79 229V228H78ZM102 229V228H101ZM25 230V229H24ZM113 230V229H112ZM149 230V229H148ZM147 230V231H148ZM152 230V229H151ZM151 230L148 232L149 234H150V232H151ZM244 230V229H243ZM28 231V230H27ZM110 231H111V229H110ZM117 231V230H116ZM128 231V230H127ZM146 231V232H147ZM213 231V230H212ZM235 231V230H234ZM237 231V230H236ZM263 231H260L259 233H258V235H257V237H256V240L255 241H257V242H259L261 239H264V234L262 233ZM26 233V232H25ZM33 233V232H32ZM38 233V232H37ZM40 233V232H39ZM232 233H233V231H232ZM236 233V232H235ZM238 233V232H237ZM240 233V232H239ZM243 234H244V232H242ZM101 234V233H100ZM99 234V235H100ZM116 234V233H115ZM139 234V233H138ZM144 234V233H143ZM242 234V235H243ZM87 235V234H86ZM121 235V234H120ZM119 235V236H120ZM168 235H169V237H168ZM202 235V234H201ZM205 235V234H204ZM249 235V234H248ZM34 236V235H33ZM98 236V235H97ZM117 236V235H116ZM119 236H117V238H119ZM38 237H41V235L40 236H38ZM105 237V236H104ZM152 237V236H151ZM150 237V238H151ZM200 237V236H199ZM210 237V236H209ZM228 237V236H227ZM238 237H240L239 235H238ZM113 238V237H112ZM211 238V237H210ZM235 238V237H234ZM114 239V238H113ZM114 240H117V239H114ZM152 240V242L153 241H155V239L153 240V239H151ZM230 240V238H228V241ZM232 240H233V238H232ZM211 241V240H210ZM63 242V241H62ZM83 242V241H82ZM101 242H104V240L102 241V239H96V240H93V241H91V243H90V245H94L93 246V248L95 249V250H97V251H101V252H104V253H106V254H109L110 253V251H111V249L110 248H113L114 246H104V247H101ZM151 242V241H150ZM156 243V242H155ZM160 243V242H159ZM260 243V242H259ZM258 243V244H259ZM264 243V242H263ZM164 244V243H163ZM2 245V244H1ZM89 245V246H90ZM158 245V244H157ZM197 245H198V243H196V244H194L193 246H194V248L193 249H196V247H197ZM192 246V247H193ZM247 245L245 244L244 245V247L243 248H245ZM87 247V246H86ZM116 247H119V246H116ZM115 247V248H116ZM78 248V247H77ZM156 248H158V247H156ZM164 248V247H163ZM218 248V249H217ZM250 248V247H249ZM211 249V248H210ZM233 249V248H232ZM2 249H0V251H1ZM150 250V249H149ZM159 250H160V247H159ZM164 251L165 250H167V249H163ZM243 250V249H242ZM248 250V249H247ZM89 251V250H88ZM234 251H236V249L234 250ZM155 252V251H154ZM200 252V251H199ZM11 253V252H10ZM167 253H169L168 252V250H167ZM212 253V252H211ZM214 253V252H213ZM230 253V252H229ZM238 253V252H237ZM245 253V252H244ZM111 254V253H110ZM156 254V253H155ZM158 254H159V252H158ZM165 254V253H164ZM170 254V253H169ZM175 254V253H174ZM101 255V254H100ZM231 255V254H230ZM11 256H13V255H11ZM154 256V255H153ZM162 256V255H161ZM171 256V255H170ZM213 256V255H212ZM214 256H215V254H214ZM3 259H5V255H3L2 254V256H1ZM118 257V256H117ZM142 257V256H141ZM159 257V256H158ZM171 257H174V255L173 256H171ZM170 257V258H171ZM12 258V257H11ZM18 258V257H17ZM99 258H100V256H99ZM98 258V259H99ZM152 258V257H151ZM165 258H167V256L165 257ZM170 258H168L167 260L168 261H172V260H170ZM185 258V259H184ZM193 258H196L194 261H193ZM215 258V257H214ZM258 258V257H257ZM14 259H15V257H14ZM13 259V260H14ZM135 259H136V257H135ZM156 259V258H155ZM184 259V260H183ZM211 259H213L212 257H211ZM216 259V258H215ZM262 258H260V260H261ZM16 260V259H15ZM14 260V261H15ZM124 260V259H123ZM166 260V261H167ZM214 260V259H213ZM220 260V259H219ZM1 261V260H0ZM3 261V260H2ZM113 262H114V260H112ZM217 261V264L219 263L218 262V260H216ZM10 262V261H9ZM46 262V261H45ZM124 262V261H123ZM146 262V261H145ZM213 262V261H212ZM106 263H107V261H106ZM143 263V262H142ZM154 263H156V262H154ZM173 263V262H172ZM171 263V264H172ZM214 263V262H213ZM222 263V262H221ZM220 263V264H221ZM4 264H5V262H4ZM13 264V263H12ZM15 264H17V263H15ZM35 264V263H34ZM42 264V263H41ZM124 264H133V262L132 261H129V262H124ZM141 264V263H140ZM144 264V263H143ZM147 264H149V263H147ZM168 264V263H167Z\"/></svg>",
	"mask_w": 264,
	"mask_h": 264
}]
</instances>
